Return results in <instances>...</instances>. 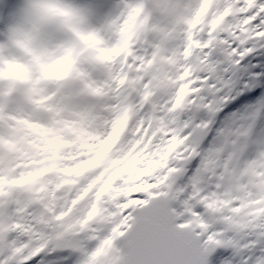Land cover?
I'll list each match as a JSON object with an SVG mask.
<instances>
[{
	"label": "snow or ice",
	"instance_id": "snow-or-ice-1",
	"mask_svg": "<svg viewBox=\"0 0 264 264\" xmlns=\"http://www.w3.org/2000/svg\"><path fill=\"white\" fill-rule=\"evenodd\" d=\"M258 47L264 0H0V264H264Z\"/></svg>",
	"mask_w": 264,
	"mask_h": 264
},
{
	"label": "rangeland",
	"instance_id": "rangeland-1",
	"mask_svg": "<svg viewBox=\"0 0 264 264\" xmlns=\"http://www.w3.org/2000/svg\"><path fill=\"white\" fill-rule=\"evenodd\" d=\"M261 67L264 70V48L258 47V50L256 52L252 53L250 56L246 57L245 60L241 62L240 66L235 69V72L238 78L247 80L250 84V87L258 86L259 83H254L253 78L255 76H259L260 78H262L260 80H264V71L262 75L259 73V69ZM233 111L234 114L229 118L230 121H232L231 127H243L247 130L248 135L254 133L257 137V134H259L257 139H255L256 145L253 143L252 147H250L253 152L256 150L257 147H264V114H262L263 111L259 112V114L253 111ZM257 123H262V128L260 127L259 129L255 130ZM245 140L247 141V138H245ZM65 255H68V253H53L50 257L51 262L53 261V264H59L60 261L58 260V256Z\"/></svg>",
	"mask_w": 264,
	"mask_h": 264
},
{
	"label": "bare ground",
	"instance_id": "bare-ground-1",
	"mask_svg": "<svg viewBox=\"0 0 264 264\" xmlns=\"http://www.w3.org/2000/svg\"><path fill=\"white\" fill-rule=\"evenodd\" d=\"M259 70H260L259 73L262 75L264 70L262 69V67ZM260 79H262V78H260L259 76H255L253 78V82L254 83H259L261 81ZM262 114H264V111L262 112ZM260 127L262 128V123H257L255 130L259 129ZM242 129L245 130V131H247L243 127H242ZM258 136H259V134H257V137ZM257 137L255 136L254 133L253 134L251 133V134L248 135V137H246L247 138V141L246 142L249 144L250 147H252L253 143L256 145V140L255 139H257ZM258 148L259 147H257L256 149H258ZM54 254H56V253H54ZM50 257H51V255L50 256H46L44 258V264H53V261L51 262ZM37 259L39 260L40 258L38 257ZM59 264H62V263L60 262Z\"/></svg>",
	"mask_w": 264,
	"mask_h": 264
}]
</instances>
